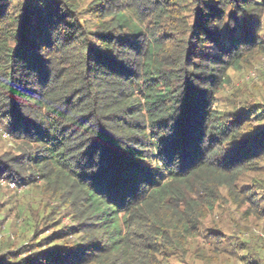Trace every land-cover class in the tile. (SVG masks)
<instances>
[{"label": "trees", "instance_id": "trees-1", "mask_svg": "<svg viewBox=\"0 0 264 264\" xmlns=\"http://www.w3.org/2000/svg\"><path fill=\"white\" fill-rule=\"evenodd\" d=\"M263 17L0 0V181L35 193L13 240L0 205V264H264V79L229 91Z\"/></svg>", "mask_w": 264, "mask_h": 264}, {"label": "rangeland", "instance_id": "rangeland-1", "mask_svg": "<svg viewBox=\"0 0 264 264\" xmlns=\"http://www.w3.org/2000/svg\"><path fill=\"white\" fill-rule=\"evenodd\" d=\"M262 22L264 29V17ZM230 77L231 84L229 91H237L239 89L252 90V86L256 84L262 86L260 82L264 79V57H262L251 69L239 72L230 71ZM0 134L5 140L8 139L2 130H0ZM34 195V192L30 193L29 190H26L22 186H16L10 183L8 184L6 181H0V205L2 206L1 215L3 217L2 226L5 227V234L8 233V231L12 234V240L16 235V230L19 229L23 221V217L20 214H23L22 210L26 206H29L30 202L35 201L33 200ZM7 210L9 211L7 212ZM252 232L254 235H257L264 240V234L259 233L256 229H252ZM262 245L264 246V243Z\"/></svg>", "mask_w": 264, "mask_h": 264}]
</instances>
